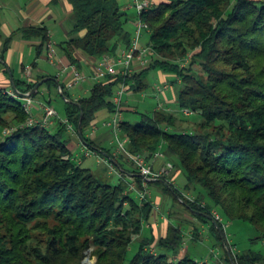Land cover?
Masks as SVG:
<instances>
[{
	"label": "trees",
	"instance_id": "1",
	"mask_svg": "<svg viewBox=\"0 0 264 264\" xmlns=\"http://www.w3.org/2000/svg\"><path fill=\"white\" fill-rule=\"evenodd\" d=\"M69 1L72 29L59 47L80 72L79 55L99 60L131 47L137 11L125 10L119 0ZM141 18L151 29L149 68L130 78L95 81L81 99L59 78L48 79L42 87L60 86L66 103L65 117L50 127L28 126L23 101L46 76L15 80L13 90L0 87V264H86L88 257L95 264H264V0H161ZM1 27L0 19L4 61L18 36L41 39L38 55L47 57L52 38L46 28L5 36ZM150 70L176 77V102L191 112L182 113L191 126L182 127L180 116L163 106L134 123L123 119L121 135L130 140L131 153H148L149 161L166 145L165 154L186 175L184 189L194 188L195 199L168 176L145 180L125 155L116 156V147L104 148L92 137L97 114L116 112V91L125 84L128 91L143 92ZM123 106L124 101L122 113ZM79 146L118 170L116 182L85 167L74 153ZM153 186L181 200L209 227L214 262L185 248L183 224L169 219L167 234H158ZM188 223L191 241L198 243L202 229ZM236 223L256 231L248 249L237 251L229 238Z\"/></svg>",
	"mask_w": 264,
	"mask_h": 264
},
{
	"label": "crops",
	"instance_id": "2",
	"mask_svg": "<svg viewBox=\"0 0 264 264\" xmlns=\"http://www.w3.org/2000/svg\"><path fill=\"white\" fill-rule=\"evenodd\" d=\"M119 1L125 10L136 11L134 7H131V5L133 4V0H119ZM151 1L152 3L158 4L161 0H151ZM3 11L4 12L6 11L5 12L6 14H4ZM72 12H73V6L69 0H0V19L2 21L1 31L3 35L10 36L21 29L32 26L44 27L48 30L52 40H54L58 45L57 63L53 64L47 59L46 55L44 54L41 56L38 55L37 46L41 43V39L34 38L31 40L30 39L26 40L18 36L13 41L10 50L7 52L6 60L4 61L3 59L0 58L1 88H6L9 90L15 89L12 83V76L14 81L15 80L37 81L39 78L44 76L46 77L42 80L45 79L48 80L55 76L59 78L60 82L66 86L68 92L75 99H81L90 93L92 85L95 82L93 78V71L100 59L99 60L92 58L88 59L79 55L78 57L83 65L81 72L85 74L88 79L85 82H82L79 85H77L75 88L70 89L68 85L74 76L72 65L59 47L60 43H63L69 40L70 38L69 34L72 29L70 20H71ZM142 46L146 47L148 46V43ZM1 49H2V42L0 41V51ZM41 60L49 61V66H44V65L41 66L40 65ZM145 60L147 62L146 64H143L142 60L140 59H137L135 61L133 66L135 74L142 73L147 68H149L151 62L150 57L149 56L146 57ZM157 74L159 75V83L156 84L154 90L157 91V87L163 85L164 83H170V84L172 83L171 75L163 73L161 71H158ZM42 80H39V82H41ZM41 87L39 88V90H41V94H39L36 98H34L35 100L45 99L46 93L49 90V88L45 87L42 90ZM60 89H61L60 86L56 88L57 91H60ZM157 94L159 96L161 95L159 93ZM174 97H175L174 100L176 101L177 95H175ZM169 103L171 104V101L165 100V102H162L161 104L164 107L168 105L169 107L167 108L171 109ZM158 108H156V110ZM107 112H108L107 110H102L97 114L95 125L98 126V130L101 129L99 125H101L102 122H105L106 120L110 119L111 117L110 112L108 113ZM103 129L100 130V133L103 131ZM99 134L97 132L94 133L92 132V137H94L100 143V140L98 139ZM78 149L84 151L83 147L79 146ZM162 151L164 153L162 158H154L152 156L151 160L149 161L155 170H161L165 168L168 164L170 163L172 164L171 160L165 159L166 154L164 151V147ZM180 173H181L180 169H177V172L175 174L173 173L174 177L171 178L170 181L171 182L176 181ZM156 193L162 194L165 192L163 191V188L161 186H153L152 190H150L149 193L150 198L152 200L154 199L155 203L160 204L162 199L161 197H159V195L156 196L157 195ZM159 219L160 217L158 218V220ZM167 221L168 222H166L165 220L164 222L166 225L162 222V225L163 224L165 225V232L164 234H162V236H165V234H167L169 220L167 219ZM154 226L157 231L159 227L157 221ZM202 227L206 229V227L208 226L204 225ZM189 234L191 235L192 232L190 231ZM208 241H211V239L209 238Z\"/></svg>",
	"mask_w": 264,
	"mask_h": 264
},
{
	"label": "rangeland",
	"instance_id": "3",
	"mask_svg": "<svg viewBox=\"0 0 264 264\" xmlns=\"http://www.w3.org/2000/svg\"><path fill=\"white\" fill-rule=\"evenodd\" d=\"M5 12H4V14H6ZM134 12L135 11L130 10V13H134ZM148 39H149V36L147 35V33H144L142 40H141V44L142 45L147 44ZM47 59H48V57H47ZM40 65L41 66L42 65L49 66V61H46V60L42 61L41 60ZM157 73H158V71H156V70L148 71L147 78L145 79V82L148 83V88L146 90H144L143 92L135 93L134 91H131V90L126 92V94L124 96L123 108H125V111L123 112V118L126 121H131L133 123L137 122L140 120V114L141 113L152 114L153 112H155L156 108H158V106L162 102H165V100H167V101L169 100V101H171V104L169 103L171 110L173 112H175L178 115V117L180 116L179 119L183 120V122L179 120L178 124H180L182 127L191 126L190 124H186V122H184V121H186L185 119H183L184 117H182V113L184 110L181 109L180 106L177 104V102L174 100V98H175L174 96L176 95V91H177L175 84H174L175 85L174 86L173 83H171L173 85V89L171 91L165 92V94H162L160 96L157 94V91L154 90L156 84L159 83V75ZM175 78L176 77L173 75L171 79L175 80ZM45 87L48 88L47 86H43L41 89L43 90ZM40 100H43V101H50L51 100L52 102L50 105L58 111L60 117H63V118L65 117L64 115H65L66 103L64 101V98L56 90V87H54V86L50 87V89L46 93L45 99L35 100L37 102V107L41 109L42 101H40ZM166 107H168V105ZM110 115L112 116V114H110ZM185 116H188V115H185ZM35 117L36 118L42 117V109L37 112V115H35ZM103 123L104 122H102V124L99 125V127L101 129L104 128L103 131L100 133L101 129H99V130L97 129L98 131L96 130V132L98 134L100 133L99 138H98L100 140L99 145H102L104 148H107V149L115 148L117 146V142L115 140V137L112 134V130L104 127ZM193 128H194V126H193ZM75 138H76V135H75ZM163 147H164V151H166L167 146L163 145ZM83 148H84V151L81 149H78V148H76L74 150V153H75V156L77 157V159L80 160L85 167L91 168L93 170V172L96 173L97 175H99L100 177H102V178H104V179H106L112 183H115L116 178H117L118 173H119L118 170H116L112 165H110L109 163H107L103 160L99 161L101 156H98L95 153V151H91L85 147H83ZM87 153L91 154V156L88 155ZM116 156L119 157L120 154H118ZM165 159L170 160V158L167 157V155H166ZM177 169H178L177 167H174V169L170 172L171 175L168 176V178L170 180H171V178L174 177L173 173L175 174L177 172ZM180 172L181 173H180L178 179L176 181H173L172 184L175 187L179 188L186 195V197H188L190 199L197 198V196H196L197 194L195 193L196 190L194 188L192 190L191 189L190 190L184 189L186 184H187V178H186V175L183 173V171L180 170ZM158 195L162 199L160 204L155 203L156 204L155 217L157 218V224L159 225V227L157 229L158 234L160 236H162V234H164L165 225H166L164 222H165V220H166V222H168L167 219L168 220L171 219L172 221H174L176 223H181L185 226L184 227L185 233H187L186 234V240H185V248H187L190 251V253H192L197 259H200V260L201 259H212V262H214V259L216 260L217 256H216V254L213 255V253H212L213 252L212 251V249H213V236L211 235L209 227H206V229L204 227H202V226H204V224L199 219L193 218L194 216L191 214V212H188V210L181 203L182 201L177 199L175 196L169 195L167 193H162V194L159 193L156 196H158ZM159 217H160V219L158 220ZM165 218H167V219H165ZM188 221L195 222L194 223L195 225H198L201 229H203V230H201L202 234L200 236V240L198 243L191 241V237L188 234L189 230H187L190 227L187 225ZM162 222L165 225L164 224L162 225ZM229 228H230V232H231L229 238L234 244H238V246L236 248L237 251L248 249L249 239L256 236V231L254 230V228L249 227V228L243 229L239 223H236ZM209 238L210 239L212 238V240L208 241ZM260 246H261L260 243L257 244V247H260ZM227 249H229V245H227ZM132 251L133 252L136 251L135 247L132 248ZM220 252H222V250H220ZM87 259L89 260V262H88L89 264H95L96 263V259H90L89 257Z\"/></svg>",
	"mask_w": 264,
	"mask_h": 264
},
{
	"label": "built area",
	"instance_id": "4",
	"mask_svg": "<svg viewBox=\"0 0 264 264\" xmlns=\"http://www.w3.org/2000/svg\"><path fill=\"white\" fill-rule=\"evenodd\" d=\"M151 0H133L131 7H134L138 13V19L135 22V35L133 42L130 48L123 50L120 54L116 56L106 55L102 57L96 64L93 71V78L95 81H102L108 77L121 76L124 78H130L133 76L134 72V63L137 59L142 60L143 64H146L145 58L151 54V48L149 46H142L141 40L144 33H150L151 29L147 22H145L141 15L142 13L149 9L152 6ZM47 57L49 61L53 64L57 63V43L51 39L47 46ZM73 78L70 81L68 87L70 89L75 88L82 82H85L88 78L85 74L80 72L75 66H72ZM178 79V78H177ZM180 81V79H178ZM181 82V81H180ZM173 88L172 84L164 83L157 87V93L165 94V92ZM129 87L123 84L115 93L113 102L117 106L116 112L106 121L103 126L111 128L117 142L116 146V155H125L130 162L135 164L138 168L140 174L145 180L148 181H157L163 180L166 176L170 175V172L174 169L173 164H168L165 168L161 170H155L148 160V153H137L133 154L128 149L127 146L130 143V140L127 137H122V123H123V113H122V104L124 101V96L128 91ZM24 107L26 112L29 115L28 126L42 125L44 127H50L54 124L55 119L59 117L58 111L50 105L42 104V117L36 118L34 111L38 109L37 102L35 99L27 93L23 97ZM159 108H163V105L160 104ZM185 115H191L189 110H184ZM65 123H68V120H64ZM98 129L97 125L93 126V133ZM69 130L72 131L73 127L69 126ZM163 145L159 148V151L153 154L154 158H162L164 153L162 151ZM91 156V154L87 153ZM105 161L100 158L99 161ZM107 162V160L105 161ZM135 189V186L132 187ZM147 192L141 194V198H145ZM216 219L222 221L220 215L215 213Z\"/></svg>",
	"mask_w": 264,
	"mask_h": 264
},
{
	"label": "water",
	"instance_id": "5",
	"mask_svg": "<svg viewBox=\"0 0 264 264\" xmlns=\"http://www.w3.org/2000/svg\"><path fill=\"white\" fill-rule=\"evenodd\" d=\"M46 81H48V80L45 79V80H42L41 82H39V83L35 86L34 90H33L32 92H30V95H31V96L34 95V93H36V92L39 90V88H40V87H41ZM12 83H13V85H14V88L16 89V85H15V81H14V79H13V76H12ZM60 92H61V94H63L62 89H60ZM83 115H84V113L82 112L81 117H80V123H79V131H80V134H82V133H81V123H82V120H83ZM228 250H229V249H228ZM88 262H89V260L86 259V260H85V263L87 264Z\"/></svg>",
	"mask_w": 264,
	"mask_h": 264
}]
</instances>
